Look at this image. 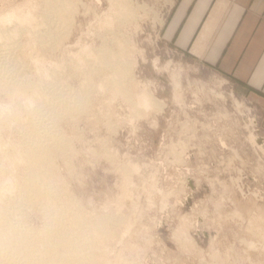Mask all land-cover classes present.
Here are the masks:
<instances>
[{
  "label": "rangeland",
  "instance_id": "374dc122",
  "mask_svg": "<svg viewBox=\"0 0 264 264\" xmlns=\"http://www.w3.org/2000/svg\"><path fill=\"white\" fill-rule=\"evenodd\" d=\"M68 1L75 12L50 28L43 0H0V15L14 8L27 15L13 44L1 45L2 68L30 82L47 78L50 96L33 118L32 89L15 98L0 84V107L9 105L0 108L2 199L13 180L5 155L19 157L28 144L21 125L40 118L46 134L52 129L57 191L92 222L117 215L113 235L100 236L94 249L96 264H264V142L254 138L262 137L255 100L166 35L179 0H127V10L126 0ZM103 45L122 46L134 65L126 76L132 94L149 90L162 107L137 113L128 96L114 92L111 68L96 59ZM86 75L84 107L66 113L65 98L85 86ZM59 140L66 148L55 147ZM32 209L27 223L41 229L45 217Z\"/></svg>",
  "mask_w": 264,
  "mask_h": 264
},
{
  "label": "bare ground",
  "instance_id": "6f19581e",
  "mask_svg": "<svg viewBox=\"0 0 264 264\" xmlns=\"http://www.w3.org/2000/svg\"><path fill=\"white\" fill-rule=\"evenodd\" d=\"M43 1H44V7H42L43 8L42 15L48 21L47 27L52 28V26H50L52 22L61 23V22L67 21L68 19H70L71 14H73L72 12L73 11L75 12L74 10L75 3L74 4L72 2L70 3V1L68 2L67 0H43ZM121 5L124 6L123 3L120 4L119 6ZM129 6L130 5L127 4V0H126L125 6H124L125 8L123 9L127 10ZM17 11L18 10H15L14 8L13 10H10L9 12H5L0 15V50H1V45H4L6 42H12L13 44V39L16 37L15 35L18 34V32L21 31L22 28H24V24L26 23V20H27V15L25 16L23 14L24 16H22L18 14ZM24 21L25 23H23ZM11 22L13 23L11 24ZM15 44H16V41H15ZM112 48L114 47H111L110 45L109 46L103 45L100 48L96 59L98 63L103 62L105 63V65H108L111 68L112 74L109 75V79L107 80L110 81L109 83H112V86L114 85L113 86L114 92L118 94L121 93V94H124L125 96H128L129 100L138 108L137 113L139 112L143 113L144 111L149 110L150 107H155V106H158L159 108L162 107L163 102L159 100V98H156L153 95L154 93H152L149 90L145 89V92H143L140 95H136V96L132 94L131 88L127 83L128 80L126 81V76L130 75L131 78L133 77V73L131 71L133 64L129 60L128 56L122 52L124 51L122 46H120V48L117 50H114ZM2 50L4 51V49ZM3 55L1 56L3 57ZM4 64L3 65L0 64L1 65L0 66V79H1L0 84L4 87V90H7L13 94H16L14 95L15 98L23 97V95L26 94V92L29 89H32L31 90L33 92L32 95L31 96L27 95L28 97H26V99L31 102L30 105L27 104L29 106L28 110L37 109L33 111L34 116H35L33 118H36L37 115H39L42 112L41 108L43 109L45 107L43 102L46 103L45 101L49 100V97H50L49 95H48L49 97H47L46 95L47 90L45 91L44 89L45 87L44 84L48 82L47 81L48 79L46 78V79H41L40 81L30 82V80L27 79L25 75H23V73H21L22 72L21 70H20L21 71L20 73L17 72L15 74V72L12 71L13 69L12 70L3 69ZM133 68H134V65H133ZM50 69L52 70V68ZM91 82H92L91 75H86L85 80H83V83L85 84L84 87L78 90H73L71 93L69 91V95L65 98V101L63 100L64 103L62 104V108L64 109L66 113L70 109H72L71 107L80 108V109L84 107V100H86L87 98V95H88L87 93L90 90L89 84H91ZM146 88L148 89V87ZM52 99L54 98L52 97ZM37 100L38 101L40 100V102L35 104L36 103L35 101ZM32 102H35V103H32ZM51 104L52 103L46 106L52 107ZM8 106H7V109L5 108L6 106L5 107L1 106L0 108L4 107L6 110H8L9 109ZM5 109H3V112ZM41 120L42 119L39 118V124H38L36 120L34 119L28 120L27 118V121L21 125L22 126L21 128H23V132L25 134V137H24L26 138L25 141L28 139L27 140L28 144L26 145L24 150L20 152L19 157L17 156L18 154L16 156H13L12 154H10V152L6 153L5 155L6 161L9 160L8 164L11 163L10 164L11 166L13 163L14 164L12 166L13 172H12L11 178L13 180L11 182V187H10L11 194L9 193L10 194L9 197L4 199L6 193L5 194L3 193L4 198L2 199L3 194L0 193V264H96L94 249L97 248L98 246L100 247V245L102 246L100 242V236L102 235L110 236L113 233L111 224L113 220L115 222L117 215L115 216L114 214V215H111L110 217L109 216H99V218H97L95 221L92 222L91 220L87 218V215L86 217H84L82 213L78 214L77 212H75L77 208L76 207L77 202L75 200L71 198L69 199L68 197L61 195L62 194L61 192L60 194L57 191L54 185L55 182L53 183V180H52L53 178H51L52 168L54 166V160H53L52 153L54 152H52L51 150L50 143L47 142L48 140H50V137H51V136H48L47 134L51 133L50 131L52 129H50L49 132L46 134V131H48L47 130L48 128L44 127V120L43 121ZM10 126L12 128L11 124ZM11 133H13V130ZM254 138L256 139V136ZM58 142H62L63 144L62 143L59 145L57 144L58 146H55L56 148H66L64 141L59 140ZM0 147L2 149V146ZM20 169L23 170V174L19 178L18 177L19 175L17 176V174ZM35 207H37L38 211L42 212L45 217L44 226L41 229L38 228V230L33 229L32 226L28 224L29 222L27 223V220H26V214L32 208L35 209ZM107 213H110V212L108 211ZM85 230H87V234L85 233ZM114 235H116L115 232H114ZM131 263L133 262L131 261Z\"/></svg>",
  "mask_w": 264,
  "mask_h": 264
},
{
  "label": "crops",
  "instance_id": "0c3cea01",
  "mask_svg": "<svg viewBox=\"0 0 264 264\" xmlns=\"http://www.w3.org/2000/svg\"><path fill=\"white\" fill-rule=\"evenodd\" d=\"M165 33L255 100L264 142V0H179Z\"/></svg>",
  "mask_w": 264,
  "mask_h": 264
}]
</instances>
